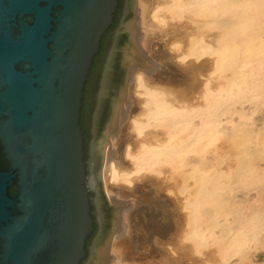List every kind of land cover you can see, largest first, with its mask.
Returning <instances> with one entry per match:
<instances>
[{"label": "rangeland", "instance_id": "obj_1", "mask_svg": "<svg viewBox=\"0 0 264 264\" xmlns=\"http://www.w3.org/2000/svg\"><path fill=\"white\" fill-rule=\"evenodd\" d=\"M189 1H148L149 36L140 44L147 66H162L158 56L167 54L182 69V101L178 75L168 84L170 74H145L153 83L142 80L132 94L135 87H126L139 103L128 115L119 157H113L115 174L108 175L111 191L126 192L118 200L132 207L131 215H121L135 240L126 261L264 264V0H199L197 7ZM144 89L159 91L172 107L168 130H133ZM165 131L166 153L149 159L147 168H131L126 153L136 155L150 138L159 143ZM104 190L102 184L110 208Z\"/></svg>", "mask_w": 264, "mask_h": 264}, {"label": "water", "instance_id": "obj_2", "mask_svg": "<svg viewBox=\"0 0 264 264\" xmlns=\"http://www.w3.org/2000/svg\"><path fill=\"white\" fill-rule=\"evenodd\" d=\"M134 2L115 28L85 158L84 86L118 0H0V264H82L92 203L99 226L84 264H95V247L113 233L101 133Z\"/></svg>", "mask_w": 264, "mask_h": 264}, {"label": "bare ground", "instance_id": "obj_3", "mask_svg": "<svg viewBox=\"0 0 264 264\" xmlns=\"http://www.w3.org/2000/svg\"><path fill=\"white\" fill-rule=\"evenodd\" d=\"M148 1H150V0H135V2L132 5L133 14H132V17L130 18V20L126 24L125 38L122 41V43L120 44V48H119L120 52H119V57H118V62H117L118 78H117V84H116L113 104H112V108H111V112L109 115L108 122H107L106 126L104 127V129L101 133V141H102V146H103L102 162L104 161V165L101 164L100 177H101V182H102L101 184H103V187L105 189L104 190L105 195L107 196L108 201L112 202V205L109 208L111 213H112V216L109 217V219H108L109 224H110V226L108 228V232H113V233L107 234L105 239L99 245H97L95 247V249H94L95 264H128L129 262L126 261V259L128 260V257L126 256L127 255L126 252H128L127 250H129L128 247L133 245L132 244L133 239L130 236V234H131L130 230L127 228V224L124 222V219L121 218L122 214H125V215L130 214L129 211L132 207L129 209V208L125 207L124 204L120 202V200H118V196L120 194L123 195V193H126V192H120V193L117 192L116 193L115 190H114V192L111 191L112 190V187H111L112 184H110L111 176H108L109 174H111L112 176L115 174L114 165L116 162L113 161V159H114L113 157L116 154L118 155V153H119L118 152L119 144L124 142V141L126 142V138H127L126 135L127 134L125 133V130H126L127 122H128L127 118L129 119V116H128L129 113L132 110H134L136 108V107L134 108V106H136L137 103H139V102H137L136 96H134L135 97L134 99H136V102H137L136 105H134L135 101L133 102L132 96L127 95V93H126L127 92V90H126L127 85L130 84V86L135 87L134 89H132V91L128 90V91H131L130 94H132L133 90H138L137 87L140 88L139 86H141L142 80H144L145 82L148 81L149 83H153V81H152L153 79H151V77H146L147 74H150V76L157 77V78H158V76H161L162 74H166V75L168 74V76L170 74L171 75L170 78L166 77L169 80V81L167 80L168 84L171 83L170 80H172L175 75L176 76L178 75V80H177L178 82L176 81L179 84L178 88H180L177 90L178 93L176 94V95L179 94V96H177V98L179 97L178 100L182 101V98L185 95V90H184V88L182 89V84H184V78H185L184 73L181 72L182 69L175 68L171 65L169 58H167V56H168L167 54H166L167 56L166 55L165 56H162V55L158 56V58H160V61L162 62V66L161 65L157 66L160 63L157 65H152V66H147V64L145 63L144 54L142 53L143 51H141L142 48L140 49V46H141L140 44L142 42H145L149 36L146 33V29H149V28L146 27L147 22L145 21L147 18L146 12L148 11L147 10ZM173 1H175V0H173ZM176 1L179 2L180 0H176ZM190 1H192V3H194V4L191 5ZM190 1L187 4H190L191 7L192 6L197 7L196 5L198 4L199 0H190ZM181 2H184V1H181ZM185 4H186V2H184V6H185ZM182 8H184V7H182ZM148 24H149V22H148ZM153 28L156 29L155 27H153ZM195 29H194V32H195V37H196L197 33H196ZM151 32H153V31H151ZM157 34L158 33L155 34V32L153 33V35H155V36ZM194 42L197 43L196 38L194 39ZM166 53H167V51H166ZM153 63H155V62H153ZM142 83L144 84L143 81H142ZM164 85L166 87V84H164ZM164 85L162 84V86H164ZM162 86L159 87V90H161V91H163V89H165ZM130 88H132V87H130ZM142 93L141 94L144 96V98H141V99H144V101L141 100L143 102L142 103L143 106L142 105H141V107L138 106L139 111H137L138 113L135 111L137 114L134 117L132 116L133 119H131V117H130V119L132 120V122L131 121L130 122L133 124V127H134L133 130L135 129V127L137 129L140 126L141 127H146V126L147 127H155L157 125H159V127L160 126L164 127L165 129L168 130V123H167L166 119H167L168 115H171L169 113L170 112L172 113L173 109H172V107H169V104H168V106H166V102H167L166 97L162 93H160L159 91H155V90L152 92V91H146V89H144ZM135 94L136 93H134L133 95H135ZM138 97L139 96L137 95V98ZM138 100H140V99H138ZM141 101H140V103H141ZM176 103H177V101H176ZM178 107H180V106H178ZM179 109H176V110L178 111ZM167 133H169V132L167 131ZM164 134L165 135L163 136V139L159 143H157V141L160 138H157L156 141L155 140L153 141V139L150 138L151 142H147V145L146 144L141 145L140 144L141 142H140L139 143L140 144L139 145L140 150H139V152H137L136 155L131 156L129 153H126V156H128V158H130V161L132 162V164L130 163L132 165L131 168H133L135 171H137L140 168H144L145 166H147L148 160L151 159L152 157L157 158L162 153H164V152L166 153V148H168L167 147L168 141H167V137H166V131L164 132ZM155 136H154V138H156ZM167 136H168V134H167ZM150 137H152V136H150ZM135 139H137V138H135ZM132 141H135V140H132ZM106 143H108V144L106 147H104ZM155 144H157V146ZM136 145H137V143H136ZM123 147H121V149ZM117 157H119V155ZM125 160H126V158H125ZM123 163H124V161H123ZM145 168H147V167H145ZM156 182H158V181H156ZM162 184H163V182H162ZM159 188H160V186H159ZM156 190L157 189H155V191ZM140 201L141 200H137V206L140 205ZM166 212H167V210H166ZM162 213H164V212H162ZM155 220H157V219H155ZM169 226H167V227H169ZM169 231H168V233H169ZM134 242H135V240L133 241V243ZM133 246H135V245H133ZM130 250H131V247H130ZM160 251H162V250H160ZM151 252H153V250H151ZM160 253L163 254V252H160ZM130 264H132V263H130Z\"/></svg>", "mask_w": 264, "mask_h": 264}, {"label": "flooded vegetation", "instance_id": "obj_4", "mask_svg": "<svg viewBox=\"0 0 264 264\" xmlns=\"http://www.w3.org/2000/svg\"><path fill=\"white\" fill-rule=\"evenodd\" d=\"M125 8H126V0H121V3H120V5L118 4V7H117V10L115 13L114 18H116V20L111 25V27L109 29L110 30L109 33L105 36V45H106L105 50L103 51V53L98 55L97 65H96L93 73H91V75L87 81V86H86V103H87L86 111L87 112L86 113H88V111H89V114L87 116L88 125H89L87 130H88L89 138H88V141H87L86 146H85V158L89 157L88 148H89V142L91 140L90 135L92 136V132H93V128H94L95 112L97 110L96 108H97V105L99 103V96H100V91H101V87H102L101 86L102 80L105 79L109 58L111 56V52H112L113 46H114L115 41H116L117 35L115 33V28H116L119 20L122 18V16H124ZM98 53H99V51H98ZM93 193H94V195H93ZM89 195L91 197H95L96 193L94 191H91L89 193ZM95 208L97 209V205L92 203L91 204V214H92V217L94 219V230L91 232L90 236L87 238V244H86L87 256L84 259V261L82 262V264H84V262H86V260L88 258L89 247L92 244V241L95 237V234L97 233L98 226H99L97 219H96Z\"/></svg>", "mask_w": 264, "mask_h": 264}, {"label": "trees", "instance_id": "obj_5", "mask_svg": "<svg viewBox=\"0 0 264 264\" xmlns=\"http://www.w3.org/2000/svg\"><path fill=\"white\" fill-rule=\"evenodd\" d=\"M121 3V0H118V4L120 5ZM115 17V16H114ZM116 20V18H114V21ZM111 27V26H110ZM109 27V29H110ZM107 30L106 33L104 34V36L101 38V41H100V50H99V53L97 55L94 56L93 58V63H92V67L89 71V74H88V78H87V81L91 75V73H93L96 65H97V62H98V55L103 53V51L105 50V36L109 33L110 30ZM87 81L85 83V86H84V91H83V99H82V107H81V111H80V124L82 125V130L84 132V145L86 146V143L88 141V138H89V134H88V114H89V111L88 113H86V109H87V103H86V86H87Z\"/></svg>", "mask_w": 264, "mask_h": 264}]
</instances>
